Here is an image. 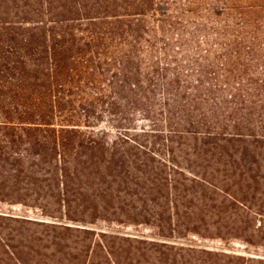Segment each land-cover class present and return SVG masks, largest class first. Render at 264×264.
<instances>
[{
    "label": "trees",
    "instance_id": "trees-1",
    "mask_svg": "<svg viewBox=\"0 0 264 264\" xmlns=\"http://www.w3.org/2000/svg\"><path fill=\"white\" fill-rule=\"evenodd\" d=\"M0 202L154 230L109 264H264L180 242L264 248V0H0Z\"/></svg>",
    "mask_w": 264,
    "mask_h": 264
},
{
    "label": "rangeland",
    "instance_id": "rangeland-1",
    "mask_svg": "<svg viewBox=\"0 0 264 264\" xmlns=\"http://www.w3.org/2000/svg\"><path fill=\"white\" fill-rule=\"evenodd\" d=\"M102 120L103 122L98 123L96 129L83 130L104 132L106 135L103 137L106 141L113 140L117 131L110 129L108 119ZM142 125L143 123L134 122L131 127ZM25 204L32 205L30 201ZM42 222L46 224H38ZM51 224H64L71 229L65 231ZM198 232L217 234L216 229L211 225L205 229H198ZM103 234L145 239L155 236L154 230L144 225H119L108 221H96L92 224L74 223L46 218L38 208L0 202V264H109L105 253L97 247ZM180 242L217 249L228 254L246 257L264 256V248L260 245L251 247L237 240H202L188 236ZM115 254L119 264H136V260L140 263L144 261L136 257L128 261L121 251H116Z\"/></svg>",
    "mask_w": 264,
    "mask_h": 264
}]
</instances>
